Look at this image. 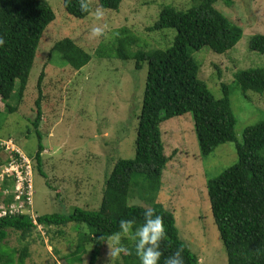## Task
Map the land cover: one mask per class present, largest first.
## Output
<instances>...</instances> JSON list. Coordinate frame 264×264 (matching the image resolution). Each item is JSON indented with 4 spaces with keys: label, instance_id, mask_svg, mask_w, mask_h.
<instances>
[{
    "label": "rangeland",
    "instance_id": "1",
    "mask_svg": "<svg viewBox=\"0 0 264 264\" xmlns=\"http://www.w3.org/2000/svg\"><path fill=\"white\" fill-rule=\"evenodd\" d=\"M86 1L89 13L76 18L65 12L61 0H48L55 17L39 39L25 88L20 96L12 95L7 100L14 110L7 111L0 101V139L10 140L29 160L32 192L29 214L34 218L53 212L69 213L75 206L96 208L114 161L134 156L146 64L135 69L132 59L98 57L96 50L101 45L115 44L117 30L123 27L135 37L133 49L165 48L171 44L175 30L148 28L161 7L186 9L200 0H121L117 9H101L97 0ZM214 7L241 27V37L225 53L218 54L203 46L193 51L192 56L199 64L198 78L215 98L222 96L220 83L229 86L236 120L234 134L240 142L245 126L264 120V91L243 93L232 82L238 69L264 67V54L248 48L250 35L264 33V0L228 3L217 0ZM97 10L101 12L99 18L95 15ZM93 27H100L102 34L92 36ZM65 37L91 55L78 70L72 69L52 49L56 41ZM37 98L41 115L35 129L31 121ZM37 129L43 145L42 173L33 157L38 145ZM159 132L163 153L169 158L161 173V185L151 195L149 191L138 192V197L133 188L128 203L143 206L161 203L172 213L179 236L198 256L199 264H227L209 208L206 182L235 162L236 143L219 144L208 156L201 157L189 112L162 120ZM9 155L8 150L0 148L1 169L21 163H10ZM7 174L0 178V203L3 196L13 195L15 189V173ZM134 179L145 184L141 175ZM83 230L84 225L45 229L37 224L25 238L9 230L4 245L9 251L16 250V258L22 245L28 244L25 264H66L64 255L75 249L77 234ZM90 248L91 244H86L82 264H86ZM116 259L119 258L108 255L105 242L96 264H115Z\"/></svg>",
    "mask_w": 264,
    "mask_h": 264
},
{
    "label": "trees",
    "instance_id": "2",
    "mask_svg": "<svg viewBox=\"0 0 264 264\" xmlns=\"http://www.w3.org/2000/svg\"><path fill=\"white\" fill-rule=\"evenodd\" d=\"M121 0H97L101 9H117ZM217 0H200L186 9L163 5L149 30L174 29L171 44L165 48L142 49L132 47L136 40L128 30L120 28L112 46L101 45L98 57L132 59L134 68L146 64L145 82L134 139V156L118 158L106 175L99 205L94 209L75 206L69 213H47L35 217L18 213L0 217V264H25L28 244L16 250H7L4 240L9 230L30 235L36 225L42 228L72 224L84 225L86 230L77 234L74 250L64 255L66 264H82L86 244H91L86 264H96L105 239L119 230L120 219H134L142 223L144 208L151 207L165 225L158 264L177 249H182L184 264H199L198 256L179 236L172 213L161 203L143 206L129 204L128 198L138 192L149 195L161 185V173L169 158L163 153L159 123L167 118L191 113L199 154L208 156L219 144L234 141L236 160L216 177L206 182L207 197L213 222L226 253L227 264H264V120L243 128L241 141L234 134L235 117L231 110L229 86L220 83L222 96L215 98L206 83L198 78L199 64L193 51L205 46L215 53H225L240 39L242 29L214 7ZM65 12L76 18L85 17L90 6L82 11L80 0H61ZM228 3L229 0H224ZM55 15L48 0H0V101L7 104L12 96L21 95L32 67L36 48L45 27ZM126 30V31H125ZM248 48L264 54V33H254L248 39ZM75 70L85 65L91 55L75 45L70 38L56 41L52 47ZM41 76V75H40ZM235 87L241 92L264 91V67L238 69L233 74ZM35 129L40 120L39 98L35 100ZM33 156L41 171L43 145L41 135ZM141 175L145 184L135 181ZM135 188L131 195V190ZM145 192V193H146ZM10 194L1 202L8 204ZM129 255H120L115 264H139L131 241L122 237Z\"/></svg>",
    "mask_w": 264,
    "mask_h": 264
},
{
    "label": "clouds",
    "instance_id": "3",
    "mask_svg": "<svg viewBox=\"0 0 264 264\" xmlns=\"http://www.w3.org/2000/svg\"><path fill=\"white\" fill-rule=\"evenodd\" d=\"M82 11L87 9L86 0H80ZM99 18L100 10L95 13ZM102 34L100 27L91 29L92 36ZM4 44V39L0 37V45ZM119 230L110 234L104 242L107 244L108 255L117 258L122 255H129V248L122 243V237L131 241L134 245L135 254L138 257L139 264H158L161 257L160 245L164 240L166 232L165 225L159 214L154 212L151 207H146L142 213V223L137 224L134 219H120L118 222ZM182 249H177L168 256L164 264H184L181 255Z\"/></svg>",
    "mask_w": 264,
    "mask_h": 264
},
{
    "label": "built area",
    "instance_id": "4",
    "mask_svg": "<svg viewBox=\"0 0 264 264\" xmlns=\"http://www.w3.org/2000/svg\"><path fill=\"white\" fill-rule=\"evenodd\" d=\"M0 148L8 150L10 153V163L15 161L21 162L10 165L9 168L0 169V178L2 174H7L8 171H13L15 175V189L11 200L8 204L0 203V217L5 215H14L18 213H29L31 206V183H30V164L29 160L26 159L21 152H19L10 140L3 141L0 139ZM9 174H7L8 176ZM22 175V177H21ZM32 222L36 224L35 218L32 217Z\"/></svg>",
    "mask_w": 264,
    "mask_h": 264
},
{
    "label": "crops",
    "instance_id": "5",
    "mask_svg": "<svg viewBox=\"0 0 264 264\" xmlns=\"http://www.w3.org/2000/svg\"><path fill=\"white\" fill-rule=\"evenodd\" d=\"M0 169H1V167H0Z\"/></svg>",
    "mask_w": 264,
    "mask_h": 264
}]
</instances>
